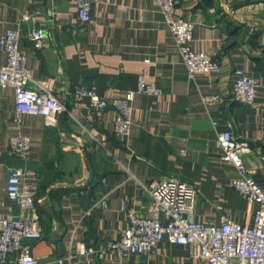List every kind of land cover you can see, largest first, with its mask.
<instances>
[{
    "label": "crops",
    "instance_id": "0c3cea01",
    "mask_svg": "<svg viewBox=\"0 0 264 264\" xmlns=\"http://www.w3.org/2000/svg\"><path fill=\"white\" fill-rule=\"evenodd\" d=\"M89 1L91 21L80 28L71 0H0V36L18 30L32 79L50 83L63 106L54 124L20 115L13 90L0 85V217L19 213L5 192L8 170L19 167L37 178L39 264H202L167 237L153 252L121 259L108 243L128 225L122 206L152 216L145 184L163 176L196 189V222L251 223L257 205L232 187L236 170L221 160L217 137L230 130L248 146L244 163L264 191V0H179V13L194 24L191 48L217 53L221 64L219 73L193 79L156 0ZM34 29L47 35L40 49L29 38ZM236 69L259 85L251 106L231 99ZM140 78L159 93L134 95L130 134L121 140L112 109L70 95L86 83L109 100L135 91ZM212 96L219 100L204 102ZM15 134L31 140L25 159L9 153Z\"/></svg>",
    "mask_w": 264,
    "mask_h": 264
},
{
    "label": "built area",
    "instance_id": "2783aa9c",
    "mask_svg": "<svg viewBox=\"0 0 264 264\" xmlns=\"http://www.w3.org/2000/svg\"><path fill=\"white\" fill-rule=\"evenodd\" d=\"M26 1L30 3L33 0ZM71 1L75 6L77 24L84 28L91 21L90 1ZM156 1L188 78L193 79L197 74L219 73L221 64L217 53L208 54L191 48L194 24L179 13V0ZM46 37L42 29H34L29 36L36 49L42 47ZM0 49L4 54V62L0 64V85L13 90L16 113L42 116L54 124L63 106L50 83L32 79L20 48L18 30L8 29L0 36ZM233 74L231 99L242 105H253L258 83L240 69L234 70ZM136 93L158 94L159 89L140 78L135 91L124 92L109 100L99 96L86 83L70 90L74 101L87 97L90 107L97 111L112 109L115 113L113 135L120 140L130 134L131 102ZM217 100L219 96L204 98L206 103ZM217 144L221 160L231 163L236 170L232 187L246 201L257 205L251 223L245 226L229 219L220 224L196 222V189L180 179L163 176L145 184L152 198V216H138L132 209L121 207L128 225L108 243L117 259L153 252L167 237L175 244L187 246L190 256L199 258L202 264H264V191L255 183L254 171L244 163V156L251 150L246 144L239 143L230 130L218 134ZM30 148L31 140L26 135L15 134L8 138V150L13 157L25 159ZM36 189L34 174L19 167L8 170L5 192L8 199L18 206L19 213L9 218L0 217V264H39L32 254V242L43 237L36 207ZM79 254L84 256L86 251ZM56 263L63 264V260L58 259ZM90 263L88 259L85 261V264Z\"/></svg>",
    "mask_w": 264,
    "mask_h": 264
}]
</instances>
